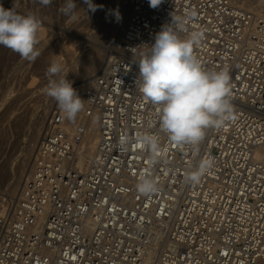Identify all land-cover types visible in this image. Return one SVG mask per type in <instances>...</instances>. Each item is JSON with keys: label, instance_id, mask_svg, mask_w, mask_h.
<instances>
[{"label": "built area", "instance_id": "2783aa9c", "mask_svg": "<svg viewBox=\"0 0 264 264\" xmlns=\"http://www.w3.org/2000/svg\"><path fill=\"white\" fill-rule=\"evenodd\" d=\"M113 1L120 31L79 116L52 110L20 190L0 185V264L264 260V16Z\"/></svg>", "mask_w": 264, "mask_h": 264}, {"label": "rangeland", "instance_id": "374dc122", "mask_svg": "<svg viewBox=\"0 0 264 264\" xmlns=\"http://www.w3.org/2000/svg\"><path fill=\"white\" fill-rule=\"evenodd\" d=\"M113 15L119 24L108 46L120 31L121 10ZM30 22L47 29L37 40L29 34ZM110 25L103 0H0L1 138L16 142L14 146L25 144L18 119L29 123L55 93L80 80V56L108 33ZM68 45L73 46L66 51ZM56 107L54 100L47 120ZM9 167L15 165L2 157L0 176Z\"/></svg>", "mask_w": 264, "mask_h": 264}, {"label": "bare ground", "instance_id": "6f19581e", "mask_svg": "<svg viewBox=\"0 0 264 264\" xmlns=\"http://www.w3.org/2000/svg\"><path fill=\"white\" fill-rule=\"evenodd\" d=\"M235 6L246 9L264 16V0H230ZM108 16L112 21L108 33L98 42H93L90 48L84 51L80 56V69L77 72L80 80L70 85L65 91L55 93L53 101L59 107L64 108L69 119H75L79 116V102L83 91L87 86L93 83L100 67L102 66L109 48L110 39L114 36L119 24V18L113 13L117 12V5L113 0H103ZM264 18V17H263ZM29 34L34 38H40L47 31L46 27L41 24H34L30 22ZM27 26V27H28ZM31 39V37H30ZM32 39V40H33ZM68 45L66 51L70 50ZM52 101V102H53ZM52 102L42 108L39 114L29 123L24 124L18 119V126L22 125L24 130L25 144L23 146L16 145L12 141H7L4 137H0V159L6 158L10 165H15L14 168L9 167L4 174L0 176L1 186H5L6 191L15 193L22 187L24 177L29 173L32 167L34 157L36 155L40 134L44 128L47 117L50 114ZM52 113V112H51ZM24 124V125H23ZM2 131L0 125V133ZM99 136V127L95 119H93L87 126L86 137L83 144L82 152L79 159V165H88L90 157L93 155L95 146ZM19 157H14V154H19ZM11 158V160H10ZM18 159V163H17ZM3 179V180H1ZM255 264H264V260H259Z\"/></svg>", "mask_w": 264, "mask_h": 264}]
</instances>
